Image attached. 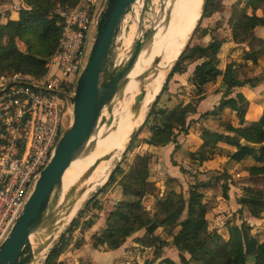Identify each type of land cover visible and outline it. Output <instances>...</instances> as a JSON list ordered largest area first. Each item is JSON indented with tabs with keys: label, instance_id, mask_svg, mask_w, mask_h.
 <instances>
[{
	"label": "rangeland",
	"instance_id": "1",
	"mask_svg": "<svg viewBox=\"0 0 264 264\" xmlns=\"http://www.w3.org/2000/svg\"><path fill=\"white\" fill-rule=\"evenodd\" d=\"M245 4L246 0H216V8L197 21L195 28L197 26L198 28L196 30L194 28L189 34L185 45L204 46L213 40H221V47L217 55L220 69L224 70L226 64L232 63L235 67V75L240 79L254 76L264 77V34L262 31L255 30L256 35L263 41L253 42L252 46L250 38L240 41L234 40L232 36L233 13L244 7L250 12ZM25 7L23 0H0V23H6L8 19H17L18 11ZM263 8L257 9L256 13L262 14ZM134 30L135 25L131 24L128 32L123 33L119 57H123L125 54ZM93 33L94 31H92ZM8 41L9 33L6 30L0 32V45H6ZM16 44L20 50H25L22 42L16 40ZM251 48L256 51V62L247 59L252 55ZM174 62L169 67L167 75ZM200 62L201 60L190 62L182 74L174 73L168 80L167 87L157 103L158 108L167 110L176 105L190 102L195 106V113L190 114L186 119L188 130L178 134L177 144L168 143L160 146L147 143V139L151 136V130L150 127L143 126V123L150 109L148 108L133 141L120 156V162L113 173V179L109 178L101 183L113 169L117 159L108 165L99 179V184L84 199L71 219L63 225L45 255L57 242L59 235L77 217L78 227L68 235L69 244L59 258L61 264H165V258L171 259L174 264H197L190 260L189 254L180 251L172 243V237L179 229L178 223L186 217V211L172 227L160 226L155 230L154 234L166 243L159 252L157 251L159 244L157 241L151 246L139 241L144 234V229L126 236L116 249L108 250L105 246L98 248L93 246L92 235L100 233L105 228L108 216L117 203L130 200V197L124 194L119 181L125 174L142 169L141 157L147 160L145 167L148 174L146 191L141 199V205L149 216L160 217V201L171 191L181 195L187 202L192 185L200 183L202 184L200 190L203 194L202 205L199 207L201 210L200 219H205L208 231L215 236V247L223 245L230 236L232 225L240 226L242 221L250 225L251 235L258 241L262 239L264 212H260L258 217H254L250 214L249 208L239 202V199L245 195V186L260 189L264 193L261 176H252L247 171L250 165L258 164V162L251 157L240 162H235L230 158V155L235 151V146L232 143L236 136L229 130V127H239L240 124L236 114L226 106L213 111L218 108L222 96L221 77L215 82L204 85V98L197 96L191 76L195 65ZM165 81L166 78L161 89ZM241 90L249 103L244 117L245 123H248L256 119L264 109V81L258 83L254 88L243 86L232 90L230 96H234L237 91L242 92ZM206 112L208 114L203 115ZM205 131L220 133L223 138L217 142L207 143L203 151L206 152L208 158L202 160L198 151H200L204 139L202 133ZM191 152L194 153L191 154ZM224 184L229 187L227 198L223 197ZM89 222H92V225L86 227ZM117 249L119 250L114 251ZM44 259L45 256L39 264Z\"/></svg>",
	"mask_w": 264,
	"mask_h": 264
},
{
	"label": "trees",
	"instance_id": "2",
	"mask_svg": "<svg viewBox=\"0 0 264 264\" xmlns=\"http://www.w3.org/2000/svg\"><path fill=\"white\" fill-rule=\"evenodd\" d=\"M23 2L26 7L18 11L17 19H8L6 23H0V32L6 30L9 33L8 43L0 45V73L20 71L38 76L45 71L46 60L54 51L61 32L59 18L53 14L55 7L72 6L77 0H23ZM245 6L250 9V12L244 7L233 13L232 36L234 40L240 41L250 38L252 46L253 42L263 41L256 35L255 30L264 28V0H246ZM215 8L216 0H208L202 16L208 15ZM262 8L263 13L257 14L256 10ZM197 28L198 26L195 30ZM16 40L24 44V51L17 47ZM221 43V40H213L204 46L190 47L188 44L184 46L143 123V126H148L151 130V136L147 139V143L160 146L168 143L177 144L178 134L188 130L186 119L190 114L195 113V106L191 102L176 105L169 110L158 108L157 103L167 87L168 80L174 73L182 74L190 62L201 60L195 65L191 76L197 96L204 98V85L215 82L221 77L222 96L218 108L213 111L226 106L236 114L240 124L239 127H229V130L236 136L232 143L235 146V151L230 155V158L235 162H240L247 157L254 159L258 164L250 165L247 171L252 176H261L264 183V109L256 120L245 123L244 117L249 104L247 98L239 91L234 96H230L232 90L237 88L255 87L264 81V77L254 76L240 79L235 75V67L232 63L226 64L224 70L220 69L217 55ZM251 50L252 55L247 59L256 62V51L252 48ZM206 114L208 112L203 115ZM202 136L204 139L198 152L200 159L205 160L208 157L203 150L207 143L217 142L223 138V135L205 131ZM193 153L191 152V154ZM140 161L142 163L141 170L137 169L135 172L121 177L119 182L124 194L129 196L130 200L117 203L108 216L105 228L100 233L92 235L91 239L95 248L105 246L108 250L116 249L126 236L144 229V234L139 241L148 246L157 241L159 243L157 251L159 252L166 243L154 234L155 230L160 226L172 227L186 211V217L178 223L179 229L173 235L172 243L180 251L189 254L191 261L197 264H264V231L262 239L258 241L251 235V227L245 221H242L240 226L232 225L233 229L228 240L223 245L215 247V236L208 231L205 219H200L201 210L199 207L202 205L203 195L200 183L192 185L187 202L181 195L171 191L160 201V217L149 216L141 205L148 177L145 167L147 160L141 157ZM113 176L110 177V180L113 179ZM228 190V185L224 184V198L228 197ZM244 191L245 195L239 199V202L249 208L252 216L258 217L260 212H264L263 191L250 186H245ZM78 224V218L75 217L59 235L57 242L49 250L41 264H61L59 258L69 244L68 235L78 227ZM91 225L92 222H89L86 227ZM164 262L165 264H174L169 258H165Z\"/></svg>",
	"mask_w": 264,
	"mask_h": 264
},
{
	"label": "water",
	"instance_id": "3",
	"mask_svg": "<svg viewBox=\"0 0 264 264\" xmlns=\"http://www.w3.org/2000/svg\"><path fill=\"white\" fill-rule=\"evenodd\" d=\"M165 2L167 0H105L95 23L86 62L68 96V123L13 220L8 235L0 242V264H39L44 256L46 258V251L63 227V224L60 227L58 223L60 215L69 210L80 194L75 188L70 189L59 203V185L63 174L73 161L87 154L92 135L104 124L111 123V118L104 116L103 110L110 112L114 96L127 82L141 52L151 49L157 30L168 20L170 5L167 6ZM207 2L201 1L198 20ZM131 24L135 25L133 37L123 57H119L121 37L124 32H128ZM142 97L141 90L133 108H137ZM139 127L128 135L124 151L133 141ZM109 157V154L104 155L93 166ZM119 162L120 158L106 179L113 175ZM88 174L89 171H86L83 177ZM33 234L39 237L36 244L30 240Z\"/></svg>",
	"mask_w": 264,
	"mask_h": 264
},
{
	"label": "built area",
	"instance_id": "4",
	"mask_svg": "<svg viewBox=\"0 0 264 264\" xmlns=\"http://www.w3.org/2000/svg\"><path fill=\"white\" fill-rule=\"evenodd\" d=\"M105 0L55 7L61 32L45 71L0 73V242L8 235L69 118V100L86 62Z\"/></svg>",
	"mask_w": 264,
	"mask_h": 264
},
{
	"label": "bare ground",
	"instance_id": "5",
	"mask_svg": "<svg viewBox=\"0 0 264 264\" xmlns=\"http://www.w3.org/2000/svg\"><path fill=\"white\" fill-rule=\"evenodd\" d=\"M201 1L167 0L165 2L167 6L170 5L168 20L157 30L151 49L141 52L129 73L127 82L114 96L110 112L103 110V115L111 118V123L104 124L92 135L87 154L73 161L63 174L59 185V203L70 189L75 188L80 194L69 210H66L67 213L60 215L58 222L60 227L71 219L84 199L99 184V179L108 165L114 159L120 158L128 141V135L143 122L150 104L161 89L169 67L178 57L198 20ZM141 90L143 97L138 102L137 108H133ZM106 154L110 155L108 159H103L93 166L96 160ZM86 171H89V174L83 177ZM107 175L101 183H104ZM61 210L63 211V208ZM30 240L36 244L39 237L33 234Z\"/></svg>",
	"mask_w": 264,
	"mask_h": 264
},
{
	"label": "crops",
	"instance_id": "6",
	"mask_svg": "<svg viewBox=\"0 0 264 264\" xmlns=\"http://www.w3.org/2000/svg\"><path fill=\"white\" fill-rule=\"evenodd\" d=\"M259 30H261L262 31V33L264 34V28H261V29H259ZM254 88V87H253ZM240 90V89H239ZM242 91V90H241ZM240 92V91H239ZM243 92V91H242ZM241 92V93H242ZM243 95H244V92H243ZM254 120H256V119H254ZM253 121V120H252ZM251 122V121H250ZM249 123V122H248ZM119 249H117V250H114V251H118Z\"/></svg>",
	"mask_w": 264,
	"mask_h": 264
}]
</instances>
